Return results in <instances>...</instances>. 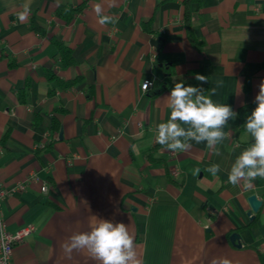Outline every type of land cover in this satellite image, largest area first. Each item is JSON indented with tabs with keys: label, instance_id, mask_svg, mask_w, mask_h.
<instances>
[{
	"label": "crops",
	"instance_id": "crops-1",
	"mask_svg": "<svg viewBox=\"0 0 264 264\" xmlns=\"http://www.w3.org/2000/svg\"><path fill=\"white\" fill-rule=\"evenodd\" d=\"M85 1L0 0L4 216L11 233L35 228L15 248L13 264H99L84 251L69 259L61 248L98 219L129 226L141 264H264V179L252 189L228 183L231 165L253 142L246 130L225 128L219 156L205 143L173 153L155 141L156 125L171 112L165 97L175 83L201 87L195 76L203 75L205 57L209 89L223 82L214 102L234 111L255 103L264 80V0L192 5L205 54L188 39L184 0H87L70 23L57 16ZM97 4L117 22L99 24ZM33 18L45 36L32 30ZM54 39L72 50L74 66L63 67ZM58 80L77 82L63 89ZM144 82L153 84L147 93ZM57 109L66 113L54 133ZM212 164L222 169L216 176L206 171ZM32 175L39 181L29 182ZM251 196L262 201L257 213Z\"/></svg>",
	"mask_w": 264,
	"mask_h": 264
},
{
	"label": "clouds",
	"instance_id": "clouds-1",
	"mask_svg": "<svg viewBox=\"0 0 264 264\" xmlns=\"http://www.w3.org/2000/svg\"><path fill=\"white\" fill-rule=\"evenodd\" d=\"M94 11L101 25L116 23L117 18L104 15L100 4ZM26 14L20 15L23 21ZM197 81L208 83V78L197 74ZM222 81L210 88L205 94L202 87L185 86L184 82L175 83L170 95L165 97L171 109L166 122L156 125L155 141L170 152H188L192 142L205 143L206 147L217 156L220 155L218 145L229 135L224 131L230 127L229 121H235L238 113L230 105L216 103L211 97L217 94ZM259 92L255 97L256 107L247 116L244 127L250 135L252 143L235 159L228 172V183L233 187L253 188V181L264 179V80L258 85ZM149 84L144 82L143 90L147 93ZM219 164H212L206 171L216 176L220 171ZM200 168L193 169L197 175ZM135 237L124 223H113L98 219V223L88 232L73 234L61 245L65 256L71 259L73 251L86 252L99 264H141L134 243ZM211 264H231L227 258H214Z\"/></svg>",
	"mask_w": 264,
	"mask_h": 264
},
{
	"label": "trees",
	"instance_id": "trees-1",
	"mask_svg": "<svg viewBox=\"0 0 264 264\" xmlns=\"http://www.w3.org/2000/svg\"><path fill=\"white\" fill-rule=\"evenodd\" d=\"M165 1H174V0H165ZM202 0H184L183 1V5L185 7V22H186V29H187V33H188V39L191 42L192 46L194 48H196L198 51H200L202 54L204 53V45L202 42H200L194 32H193V13H192V5L194 4H200ZM88 1L86 0L82 5H80L78 8L76 9H67V8H60L57 11V16L64 19L66 21V23H70L76 14L81 13L85 10V8L87 7ZM31 27L32 30L38 34H40L41 36H45L46 33L38 26L37 22L35 21V19L33 18L31 21ZM53 44L56 46V48L58 49L59 54L61 55V60H62V64L63 67H70V66H74L76 64L75 59L73 57V52L72 50L66 46L64 43H62L59 40L54 39L53 40ZM262 67L264 69V61L262 64ZM205 77L208 78V83H203V85L201 86L204 90H205V94H208V90L210 87V68H209V63L205 57V66L203 71L201 72ZM48 78L50 81H55L56 76L54 74L49 73L48 74ZM59 86L63 89H69L71 87H73L76 81H70V82H62V81H57ZM168 88V86H164L161 87V89L159 90L158 94L163 93L166 89ZM251 91V81L247 80L245 82L244 85V92L246 94H249V92ZM256 103H248L242 107H240L236 112L239 114L237 119L235 121H229L230 127H228L231 131H239V130H245L244 124L246 121L247 116H249L251 114V112L255 109L256 107ZM66 111L61 110V109H57L55 111V116L53 118V124H52V131L54 133H58L61 129V121L59 119L60 115L65 114ZM51 146V145H50ZM50 146L46 147L49 148ZM257 219L254 220L252 222V225H255Z\"/></svg>",
	"mask_w": 264,
	"mask_h": 264
},
{
	"label": "built area",
	"instance_id": "built-area-1",
	"mask_svg": "<svg viewBox=\"0 0 264 264\" xmlns=\"http://www.w3.org/2000/svg\"><path fill=\"white\" fill-rule=\"evenodd\" d=\"M149 84V88L152 87L151 82H147ZM144 85V84H143ZM142 85V89H143ZM48 144L43 145L42 148H46ZM4 149L0 145V157L3 155ZM29 182H37L39 178L36 175H32L28 179ZM19 190L25 191L27 185L19 184ZM42 192H48V185H42ZM9 194V191L5 189L0 182V264H13V255L15 248L24 243L26 238L30 236L35 228L32 226L25 227L16 233H11L7 224V221L4 216V202Z\"/></svg>",
	"mask_w": 264,
	"mask_h": 264
},
{
	"label": "water",
	"instance_id": "water-1",
	"mask_svg": "<svg viewBox=\"0 0 264 264\" xmlns=\"http://www.w3.org/2000/svg\"><path fill=\"white\" fill-rule=\"evenodd\" d=\"M62 138H63V133L61 131V133H60V139H62ZM248 201H249V203L251 205V208H252V211L254 213H257L260 210V208L262 207V201H260L257 198V196H251V197H249ZM236 238H237V236H234L232 239L235 240Z\"/></svg>",
	"mask_w": 264,
	"mask_h": 264
}]
</instances>
